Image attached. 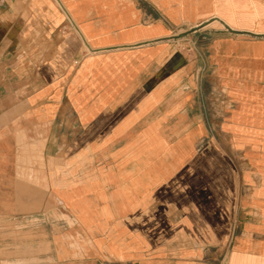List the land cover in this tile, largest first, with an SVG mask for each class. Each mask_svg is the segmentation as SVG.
Returning a JSON list of instances; mask_svg holds the SVG:
<instances>
[{
  "label": "crops",
  "instance_id": "1",
  "mask_svg": "<svg viewBox=\"0 0 264 264\" xmlns=\"http://www.w3.org/2000/svg\"><path fill=\"white\" fill-rule=\"evenodd\" d=\"M2 226L52 264H264V0H0Z\"/></svg>",
  "mask_w": 264,
  "mask_h": 264
},
{
  "label": "rangeland",
  "instance_id": "2",
  "mask_svg": "<svg viewBox=\"0 0 264 264\" xmlns=\"http://www.w3.org/2000/svg\"><path fill=\"white\" fill-rule=\"evenodd\" d=\"M185 34H181L180 36H183ZM180 49H183V51H188L189 47H187L186 43L180 42L179 45ZM197 177H183L181 179V182L178 181L177 183V189L175 191V198L178 196L183 201L185 192L189 191L190 184L193 180H196ZM178 200V199H177ZM165 209L163 211H168V203L165 201L164 204ZM8 226H2L0 229V243H25L29 245L32 249V263L36 264L40 260H46L45 258L40 259V255L44 254V252H41V248L44 247L47 248V263L52 264L54 260H56L59 256L58 252H53V246L52 243L54 242V237H47L46 239L39 234L38 231H35L31 228V231H24L25 229H17L16 227L11 226V229Z\"/></svg>",
  "mask_w": 264,
  "mask_h": 264
}]
</instances>
